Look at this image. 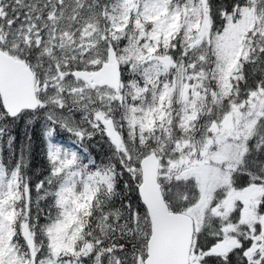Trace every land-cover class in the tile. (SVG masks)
Returning <instances> with one entry per match:
<instances>
[{
    "label": "snow or ice",
    "instance_id": "snow-or-ice-1",
    "mask_svg": "<svg viewBox=\"0 0 264 264\" xmlns=\"http://www.w3.org/2000/svg\"><path fill=\"white\" fill-rule=\"evenodd\" d=\"M0 264H264V0H0Z\"/></svg>",
    "mask_w": 264,
    "mask_h": 264
}]
</instances>
